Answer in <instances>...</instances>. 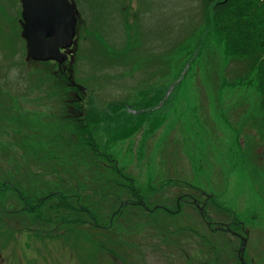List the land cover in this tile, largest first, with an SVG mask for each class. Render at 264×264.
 <instances>
[{
  "label": "rangeland",
  "instance_id": "rangeland-1",
  "mask_svg": "<svg viewBox=\"0 0 264 264\" xmlns=\"http://www.w3.org/2000/svg\"><path fill=\"white\" fill-rule=\"evenodd\" d=\"M71 1L59 65L0 0V264H264V17Z\"/></svg>",
  "mask_w": 264,
  "mask_h": 264
},
{
  "label": "water",
  "instance_id": "water-1",
  "mask_svg": "<svg viewBox=\"0 0 264 264\" xmlns=\"http://www.w3.org/2000/svg\"><path fill=\"white\" fill-rule=\"evenodd\" d=\"M20 3L21 36L29 57L61 64L73 52L78 12L75 3L70 0H20ZM242 240L238 252L244 250L246 238Z\"/></svg>",
  "mask_w": 264,
  "mask_h": 264
},
{
  "label": "trees",
  "instance_id": "trees-1",
  "mask_svg": "<svg viewBox=\"0 0 264 264\" xmlns=\"http://www.w3.org/2000/svg\"><path fill=\"white\" fill-rule=\"evenodd\" d=\"M238 1H240L239 2L240 5L238 4V6H240V7L246 6L247 4H250L248 6V9H246L245 12H242V14H244L245 18L248 20L247 22L241 21L240 17H244V16H242V15H240V17L236 16L238 18L236 22L243 23L241 25H243V27H245L247 30H249V29H251L250 26L254 25V22L249 20V19H254L256 17H264V0H238ZM202 2L205 6H208V8L212 12V16L214 18H220L223 14H225L227 12V10L230 8V5H231V0H202ZM239 23L236 26H239L240 25ZM250 31L253 32V34H255V32L260 33L259 35L256 36L258 38H260L261 34L264 36V30L263 31L262 30H256L254 28L253 30H250ZM250 40H251V38H250ZM255 61H256V59H255ZM253 66H254L255 70L258 67L257 63L256 64L254 63ZM123 123H124L123 125H122V123L114 124V127H116V129L120 132L122 130L130 127V126H128V124H129L128 120L123 122ZM132 130H133V128H129V131L124 132V133L127 135H130L131 133H133L135 131V130L134 131H132ZM127 135H123V133H121L120 136H118L117 138L125 137ZM126 203H129V202H123L121 204V207L124 206V204H126ZM136 204H138V203H136Z\"/></svg>",
  "mask_w": 264,
  "mask_h": 264
},
{
  "label": "flooded vegetation",
  "instance_id": "flooded-vegetation-1",
  "mask_svg": "<svg viewBox=\"0 0 264 264\" xmlns=\"http://www.w3.org/2000/svg\"><path fill=\"white\" fill-rule=\"evenodd\" d=\"M76 31V30H75ZM74 38H75V35H74ZM74 38H73V42H74ZM68 49V48H67ZM67 49H61V50H67ZM73 50H75V48L73 47ZM69 56V55H68ZM67 56V57H68ZM61 65V64H60ZM69 84L72 86V87H76L77 89H80L81 91H85V87L84 86H82L81 84H78V83H76V82H74V81H72V80H70L69 79ZM78 84V85H77ZM80 85V86H79ZM71 108L69 107V110H70ZM77 114H78V116H80L81 114H82V112L81 111H78L77 112ZM219 227V226H218Z\"/></svg>",
  "mask_w": 264,
  "mask_h": 264
}]
</instances>
